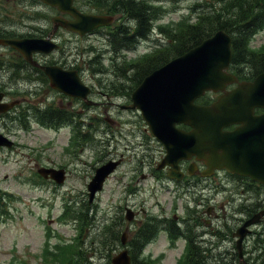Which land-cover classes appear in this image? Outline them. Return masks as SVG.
Listing matches in <instances>:
<instances>
[{"label": "rangeland", "instance_id": "obj_1", "mask_svg": "<svg viewBox=\"0 0 264 264\" xmlns=\"http://www.w3.org/2000/svg\"><path fill=\"white\" fill-rule=\"evenodd\" d=\"M77 1L84 2V10L89 11L87 0ZM148 1L158 8L160 17L154 21L155 26L170 25L183 15V19L189 20L188 22L194 21L200 14L198 0ZM9 2L12 4L11 11L14 14L52 12L46 7L34 9L36 7L29 6L28 0ZM26 17L23 16L25 21L28 20ZM57 19V24L63 20L60 16ZM10 20L8 22L12 24ZM175 27L177 26L174 24L170 27L164 26L167 32L163 33L162 37L170 38L172 33L169 30ZM107 31L100 29L98 33L81 36L80 39L71 33L60 32V42L70 49V52L65 53V58L74 66H78L83 82L92 88L89 98L97 103L84 104L72 98L56 101L62 102L64 107L70 109L71 121L79 120L84 124L86 129L83 130L91 136L89 140H85L84 143L80 141L83 133L75 124L73 130L76 146L75 142L70 144L69 126H64L57 134L52 130L38 128L35 124L32 125V131H27L19 127L18 115L0 118V132L17 141V146L12 150L0 149V189L7 194H13V200L5 202L8 214L0 219V264H39L40 255L44 257L46 248L54 251L55 245L70 242L76 244L77 237L81 242L78 248L88 260L92 259L95 262L90 260L92 264H105L114 253L113 249L103 248L100 240L104 235L108 237L111 217L119 220L114 210L128 205L136 212L134 221L145 222L149 214L158 217L165 215L169 218L174 212L180 216L188 215L185 200L179 198L172 203L171 209H168L171 196L163 192L158 185L152 187V181H149L151 179L144 181L140 175L134 177L140 179L141 186H138V191L135 193L129 191L128 196L121 191L122 182L131 178V174L127 175L123 169L137 165L145 148H148L146 150L148 157L154 153L153 149L158 148L156 141L144 130L146 125L139 112L122 108V105L130 104L129 95L136 86L135 71L129 69L127 64L133 62L139 55L152 51L156 37L152 33L149 39L137 40L129 48L114 50L107 38L105 39L106 36L102 35ZM156 31L160 32L158 29ZM263 44L264 27L250 42L251 48L261 46V49ZM5 53L16 56L9 51ZM123 66L126 68L124 71L120 70ZM22 87L28 88V85ZM46 91L45 87L44 92ZM18 97L21 98L19 95ZM42 99L43 95L33 98ZM75 111L79 112L75 114ZM33 153L40 155L37 160L45 166L55 163L68 168L65 181L57 184L44 181L37 176L32 169L35 161L30 159ZM33 158H36V155ZM118 159L121 162L119 168L108 177L103 189L90 201V211L85 217L81 205L88 202L86 185L95 175V168L108 160ZM151 166L153 167L154 163ZM33 177L40 184H34L31 181ZM133 181L130 182L132 186ZM140 187H143V190ZM68 202L73 205L70 217L63 215ZM116 206L118 207L114 209ZM141 208L146 211L141 212ZM79 217L85 219L88 225L79 227L74 220H78ZM129 225L131 226V223ZM158 240L157 243L145 248V254L151 252L153 256L160 257L157 262L151 264H176L178 249L170 248L167 245L168 239H163L162 235ZM116 247H120L118 242H115Z\"/></svg>", "mask_w": 264, "mask_h": 264}, {"label": "flooded vegetation", "instance_id": "obj_2", "mask_svg": "<svg viewBox=\"0 0 264 264\" xmlns=\"http://www.w3.org/2000/svg\"><path fill=\"white\" fill-rule=\"evenodd\" d=\"M9 1L0 0V92L4 93L3 101L17 100L18 103L8 111L0 112V118L12 114L18 115V120L21 115L26 113L31 130L33 128L32 125L35 124L38 128L52 130L56 134L61 130L59 121L53 120L45 126L39 123L41 121L40 117L48 115L49 109L56 106L62 112L64 106L62 102L56 101V99L61 100L65 97L51 88L49 79L42 67L56 65L62 69L76 68V70L78 69L77 71H80L76 65L74 66L73 63L65 58V53L70 52V49L60 42V32L71 33L77 39H80L81 35L68 31L57 24V21H54L58 16L65 20L72 19L68 13H61L57 8L40 0H28L29 6L36 7L34 9L46 7L52 12L34 11L31 15L27 13L14 14L11 11L12 4L10 5ZM73 4L80 12L91 13L83 11L84 2L73 0ZM24 15L27 16V21L23 19ZM8 20L12 21V24ZM98 31L99 29H94L85 36L96 34ZM46 37L56 42L58 49L49 54H31L36 64L26 61L17 50L2 43L4 39ZM5 51H9L11 54L14 53L16 56L9 55ZM61 57L65 59H58ZM227 71L233 74L236 79L233 83L226 85L225 91H229L241 81L250 80L243 78L240 75L241 71L232 65L228 67ZM6 85H14V87H7ZM24 85H28V88L24 87L26 88L24 89L22 87ZM45 87L47 89L46 92H44ZM220 94L221 92L208 91L204 95L210 103ZM38 95H43V99L33 100ZM197 101L199 104L208 103L200 99ZM75 112L77 114L79 111ZM252 113L254 115H262L264 114V109L254 108ZM145 125L144 130L148 131L149 137L155 140L148 125L146 123ZM238 126L239 124L232 123L223 126L222 131H234ZM176 127L186 132H191L193 129L189 124H177ZM155 141L158 144V148L153 149L154 153L150 157L146 155L148 148H145L137 165L123 169L127 175L131 174V178L127 180L128 185L125 186V190L128 193L129 191L130 193H135V191L139 190L138 186H141L140 179L134 178L138 177V175L144 181L151 179L149 181H152V187L158 185L163 192H167L176 201L179 197L181 200H185L188 215L180 216L174 212L172 217L169 218L165 215L158 217L149 214L147 222L142 220L134 221L136 212L128 205H125L120 207L119 210H114V213L119 216V220L111 217L109 222L114 230L113 240L120 242V235L123 234L125 245L122 248L127 250L131 258L146 255L147 259H155L151 252L145 254L144 250L139 251L138 243L139 241H145L144 245L146 246L157 243L159 240L156 235L160 232H162L164 239L170 237L171 233L176 234V241L179 242L178 252L182 256L188 253L189 256L207 260H216L225 255V258L234 259L237 257L241 260L251 257L254 254L251 249V240L264 223V217L258 224L248 227V231L239 243L236 240L238 237L236 230L251 216L264 209V183H260L248 175L230 171L227 167H221L224 152L221 148L215 150L214 157L211 159L208 150L202 152L204 155L202 158H199L193 152H188V156L179 160L176 167H171L165 161H162L165 150L157 140ZM34 155H36V158H33ZM39 157L40 155H37V153H33L30 156V159L35 161V165H37V167L35 165L32 167V169L36 170V174L37 168L41 166L38 164H42L37 160ZM153 163L154 166L152 167ZM50 164V166L46 167H61L55 163ZM120 164L119 159L114 171L119 168ZM114 171L112 174H114ZM44 180L54 182L50 178ZM129 181H133V186L129 184ZM140 189L143 190V187H140ZM170 201L168 209H171L172 203H174L172 199ZM117 207H114V209ZM129 208L132 210L130 215L132 220L127 221L123 212L128 214L127 210ZM145 211L144 208H141V212ZM129 223H131V226ZM191 242L195 246H190ZM237 245L239 248H237ZM119 250L121 248L117 249L116 247L115 249L114 247L112 253H116Z\"/></svg>", "mask_w": 264, "mask_h": 264}, {"label": "water", "instance_id": "obj_3", "mask_svg": "<svg viewBox=\"0 0 264 264\" xmlns=\"http://www.w3.org/2000/svg\"><path fill=\"white\" fill-rule=\"evenodd\" d=\"M45 1L70 13L74 20L63 25L80 34L98 26L109 25L114 19L110 15L78 12L71 5V0ZM9 43L26 55V58L33 50L49 52L55 47V44L47 40L43 43L38 41L33 47H28V40L24 47L21 41ZM230 59L231 37L224 30H218L145 76L131 93L132 104L128 107L141 111L151 132L166 150L163 159L166 164L176 167L180 159L188 156V152L202 158L204 150L209 151L211 159L215 150L221 148L224 151L221 167L264 183V114L252 113L256 107L264 108V71L252 81L239 83L224 92L211 104L201 105L194 102L205 91H223L228 83L234 81V76L225 72ZM45 71L53 88L66 95L86 100L88 104L92 103L87 98L90 88L81 81L75 70L48 66ZM1 97L0 94V99ZM14 104L15 102L0 103V111H5ZM177 123L189 124L193 129L186 132L176 128ZM231 123L239 126L234 131L223 132L222 127ZM0 145L10 146L11 141L0 134ZM111 166L106 163L96 169L88 184L90 201L94 192L101 189L103 181L112 170ZM56 172V181L61 182L63 170ZM43 175L45 176L44 173ZM262 216L264 209L237 229V243L245 235L246 227L258 222ZM111 262L131 264L130 257L124 250L113 256Z\"/></svg>", "mask_w": 264, "mask_h": 264}, {"label": "trees", "instance_id": "obj_4", "mask_svg": "<svg viewBox=\"0 0 264 264\" xmlns=\"http://www.w3.org/2000/svg\"><path fill=\"white\" fill-rule=\"evenodd\" d=\"M87 6L97 13L120 14L121 22L114 24L108 33H105L109 44L114 50L129 48L137 39L145 38L153 28L154 21L160 16L158 8L148 0H87ZM211 1V2H210ZM198 0L201 7L200 14L192 22L182 19L174 22L175 28L169 30L172 35L164 42L156 46V49L148 54L139 56L133 62L127 64L129 69L135 71V85L152 70L163 65L171 58L179 56L190 48L199 44L202 40L212 35L215 31L222 29L231 36V48L233 51V64L238 66L245 77H253L264 71V46L259 50H251V38L256 31L264 25V0ZM170 25L162 24L166 27ZM155 26L163 35L167 32L164 26ZM110 28V27H108ZM174 30H176L174 32ZM126 68H120L124 71ZM207 102V98H203ZM49 119H69V113L60 112L58 109H50ZM82 132V130H81ZM80 141L84 143L91 136L88 132H82ZM12 194L0 190V219L8 214L5 202L12 200ZM68 208V205H67ZM83 215L87 217L89 206L82 203ZM91 217V216H90ZM80 225H88L85 219L79 217ZM89 222V221H88ZM103 248H109L114 241L106 235L100 240ZM79 239L76 244L56 245V250L45 253L46 264H92L83 252L78 248ZM138 243V250L141 248ZM190 246H195L192 242ZM251 249L254 254L241 261L235 257L219 259H203L199 257L183 255L176 264H264V223L257 230L251 240ZM156 260L132 257V264H151ZM95 263V262H94ZM105 264H110L108 258Z\"/></svg>", "mask_w": 264, "mask_h": 264}, {"label": "bare ground", "instance_id": "obj_5", "mask_svg": "<svg viewBox=\"0 0 264 264\" xmlns=\"http://www.w3.org/2000/svg\"><path fill=\"white\" fill-rule=\"evenodd\" d=\"M28 41H29V44H30L28 47H33V45H35L36 42H38V41L41 42V41H42V43H43L44 40H41V39H28ZM35 41H36V42H35ZM37 44H38V43H37ZM38 45H39V44H38ZM24 50L27 51L26 48H24ZM25 56H26V55H25Z\"/></svg>", "mask_w": 264, "mask_h": 264}]
</instances>
